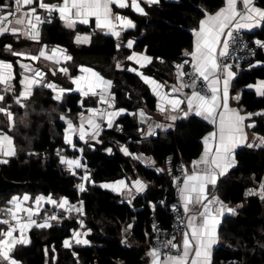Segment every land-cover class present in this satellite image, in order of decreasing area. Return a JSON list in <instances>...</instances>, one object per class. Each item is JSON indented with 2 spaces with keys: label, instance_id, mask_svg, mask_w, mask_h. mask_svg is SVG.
<instances>
[{
  "label": "snow or ice",
  "instance_id": "obj_1",
  "mask_svg": "<svg viewBox=\"0 0 264 264\" xmlns=\"http://www.w3.org/2000/svg\"><path fill=\"white\" fill-rule=\"evenodd\" d=\"M36 3V6H33ZM148 6L157 5L160 0H144ZM15 7L11 4H4L0 0V36L10 34L16 40L21 37L37 44L41 41V31L39 26L45 22L51 23L53 14L58 13L59 19L64 22L68 29H75L77 23L87 25L90 17H95L97 28L105 30V35L115 37L121 41L122 32L136 27L134 21L125 15L114 12L113 6L119 9L131 7L141 15H147L144 7H141L139 0H58L56 3L46 2V0H14ZM27 6V9L25 8ZM38 9L44 10L46 16L38 14ZM203 18L199 20L198 27H194L192 35L194 37L193 46L190 51H185V57L190 56L191 60H184L175 65L176 83L160 82L150 75H146L139 68L131 67L116 62L115 67L120 70L135 72L141 80L150 86L152 93L157 98L156 109L165 122L152 121L144 109L138 113H130L138 117L141 125L147 124L146 133L141 130L142 135H155L156 130L167 131L174 127L177 120L187 119L191 116L202 117L211 123L215 130L209 132L204 138V151L198 160L192 161V170L182 168V182L177 178L179 192V205H174L172 210L177 213V230L182 232V239L176 242V237L172 236L166 241H158L160 246H153L148 252L150 264H213V252L221 242L219 226L226 213L236 214V210L242 207L237 204L229 206L222 200L215 189L218 180L226 176L231 169L237 166L236 150L240 147L261 148L264 147V135L257 131L252 132L249 140L248 129L257 128V120L260 117L264 120V109L259 111H245L239 106L240 94L232 96L230 93L231 83L236 77L233 64L229 63L230 50L239 48L241 45L247 47L244 42L242 31H251L264 26V7L259 6L256 0H224L222 7L215 12H209L206 8H201ZM23 42V41H21ZM90 35L75 36V43H89ZM134 41L127 39V49H133ZM256 48L264 50V39H255ZM119 51L122 42L115 45ZM5 50L11 56L23 58L29 61L45 60L55 61L60 64L61 60L71 61L72 56L66 54V49L59 46L48 48L43 45L33 53L31 50H16L12 44H7ZM254 54V50H253ZM125 60L133 61L140 68L152 63L153 57L132 51L125 56ZM163 62V61H161ZM191 64L192 71L184 70L186 64ZM257 63H261L257 61ZM251 66V65H250ZM23 69L22 78L19 84L22 89L17 91L13 87V64L0 60V115L6 118L5 130H0V164H8L10 157L17 155L14 143V136L9 134L16 127L15 114L12 111V104L8 103L6 94L12 93L11 99L15 105L21 109L28 108V99L33 95L34 88L41 86L57 92V85L48 82L45 73L38 67L30 63H20ZM60 72L67 74L68 67H61ZM81 75L70 76L71 84L75 85V90L82 98L98 97L100 104L106 108L88 107L86 113L79 114V125H74L66 114L60 115V120L64 121L66 127L63 130V140L74 150L81 153L79 157L69 158L60 149L57 156L61 164L67 166V171L72 175H77L78 169L83 170L76 187L80 192L87 191L85 182L95 185V180L91 178V172L87 164L82 163L83 148L77 149L73 141L74 136H78L79 141L88 144L90 141L102 143L98 139L104 126L112 129L115 118L127 112L124 107H115L116 94L111 91L113 81L105 78L91 67L80 66ZM53 71V75H55ZM185 77H188L186 80ZM248 88L255 87L256 95L264 97V80L258 81L256 85L249 84ZM168 89V90H166ZM184 89H190L185 92ZM71 88H59L52 98L60 101L66 92ZM231 100H235L237 106L231 105ZM96 103V101H94ZM81 107L84 101H80ZM184 105V107H182ZM28 113L25 111L20 118L21 123L26 120ZM3 123V122H0ZM264 127V123L260 124ZM117 131H122V126L116 125ZM111 153L112 149H106ZM120 151L134 159H139L149 165H154L155 161L151 157H143L130 153L128 147L121 145ZM35 153H29L34 155ZM157 172L164 169L157 168ZM254 179V178H253ZM104 188H111L114 192L128 197L131 203L133 198L132 190L136 193L143 192L147 184L139 178L134 179L131 185L124 179L116 180L112 183H103ZM258 195L264 201V179L259 183V191L249 188L245 191V196ZM32 198L26 193L23 197L12 196L7 204L9 207L0 209L4 219H0V225L6 226L0 229V264H21L14 258L13 252L18 245L29 244L30 237L27 235L33 227L46 229L53 227V221L59 223L64 217L62 215L44 213L40 214L43 203L53 205L55 208L63 210V213H77L84 216V202L81 200L79 206L71 204L66 197L59 200L51 195L45 197L38 195L35 197L32 206H25V203ZM163 203V201H161ZM180 208L183 214H180ZM155 210V205H153ZM23 214V215H22ZM77 223L85 231H73L70 239H65L63 245L70 248L74 241L76 245H89L90 240L84 238L90 235L91 229L86 228L83 219H78ZM182 226V227H181ZM153 231L158 232L157 225L153 223ZM133 228V224L126 225L124 231L127 233ZM18 233V235H15ZM161 247L168 249L162 251ZM174 250V252L172 251ZM47 251V250H46ZM73 255H76L73 253Z\"/></svg>",
  "mask_w": 264,
  "mask_h": 264
},
{
  "label": "trees",
  "instance_id": "obj_2",
  "mask_svg": "<svg viewBox=\"0 0 264 264\" xmlns=\"http://www.w3.org/2000/svg\"><path fill=\"white\" fill-rule=\"evenodd\" d=\"M256 2L264 7V0ZM223 3L224 0H160L157 6L146 8L147 15L144 16H137L128 9L123 10V14L129 16L136 25L133 31L124 33L123 37H135L137 40L134 49L153 57L151 65L143 69V72L162 81L169 79L174 70L173 64L179 63L183 59V53L193 46L191 30L203 18L201 8L214 12ZM73 34L74 32L62 28L54 17L51 23L42 24L41 41L66 49L75 62L86 64L105 78L111 79L116 106L128 111L155 109L156 100L140 79L132 73L115 68L117 50L113 38L94 32L90 45L78 47L73 44ZM250 37L264 38V26ZM123 53L127 54L128 51ZM257 60L264 61V57L258 56L255 61ZM253 62L246 63L241 68L244 69ZM257 79H264V67L242 71L235 80L234 87H245ZM14 82V88L18 90L17 76ZM11 96L9 94L7 97L15 114L16 127L9 134L14 136L17 155L0 167V173L4 179L22 186L1 195L2 202L12 195L26 193L33 198L38 195L66 197L71 204L82 200L85 213L83 220L86 227L91 229L87 237L91 243L71 249L65 248L63 241L70 236L71 230L78 227L75 216L62 220L60 226L32 229L29 232L31 242L27 246H17L13 252L14 258L21 264H146L144 249L124 247L119 240L120 233L131 223L132 241L136 245H145L147 242L150 244L148 223L151 219H156L165 228H169L171 218L168 208L172 199L162 196L156 189L166 187L178 162L186 166L199 157L201 140L210 131V126L192 116L177 121L174 130L141 143L136 134L135 121L126 115L117 121L122 126L121 133L114 130L104 133L115 142L126 144L131 153L152 157L158 167L170 158L173 168L170 177L145 168L123 156L118 150L107 155L103 151L104 146H83V163L87 164L91 178L96 183L127 177L141 178L151 185L130 206L121 202L118 196L88 183H85L87 191L80 192L76 187L79 180L67 173L59 163L56 154L58 149L63 154H72L65 149L63 143L65 125L60 122V115L65 114L66 110L72 114L79 111L77 94H67L59 103L52 98L51 90L36 88L27 101V109L15 105ZM240 105L246 111H259L264 109V97L256 98L254 93L243 91ZM25 111L28 115L21 123L20 118ZM4 118L1 119L3 123H0V128L7 131ZM261 123L257 124L255 131L264 135ZM30 152L35 154L29 155ZM236 159L237 166L230 171L226 180L219 183L222 200L234 205L243 202L246 189L254 188L253 182L260 183L264 178V149H239L236 151ZM246 199V206L239 214L247 220L257 221L245 227L239 225L233 217L225 218L219 227V233L230 248H216L213 264H264V201L257 195ZM47 241V245L41 244Z\"/></svg>",
  "mask_w": 264,
  "mask_h": 264
},
{
  "label": "crops",
  "instance_id": "obj_3",
  "mask_svg": "<svg viewBox=\"0 0 264 264\" xmlns=\"http://www.w3.org/2000/svg\"><path fill=\"white\" fill-rule=\"evenodd\" d=\"M46 2L56 3V2H58V0H46ZM139 2H140L141 7H144V9H146V8H148V7H152V6H157V5H158V4H157V5L148 6L146 3H144V0H139ZM3 3H4V4H11L12 7H13V5H14V0H3ZM223 4H224V3H223ZM129 5H130V0H129ZM33 6H36V3H34ZM222 6H223V5H222ZM25 8L27 9V6H25ZM113 9H114V12H118V13L121 14V15H124V14H123V10L128 9V10H130L133 14H135V15H137V16H144V15H141V14L137 13L136 11L132 10V8H131L130 6L124 8V9H119V8H117L116 6H113ZM217 10H218V9H217ZM145 11H146V10H145ZM215 11H216V10H215ZM215 11H214V12H215ZM38 14H40L42 17L47 15V13L44 12V10H41V9H38ZM53 16H54L56 19H58V21H59V23H60V26H61L62 28L74 32V34H73V44H74L75 46L80 47V46H88V45H90V44H91V41H92V34H93L94 32H98V33H101V34L105 35V34H104V31H105V30H102V29H99V28L96 27V25H95V17H90V19H89V23H88L87 25H82V24L77 23L76 26H75V29L72 30V29H68V28H66V27L64 26V22L61 21V20L59 19V14H58V13H54ZM125 16H127V15H125ZM127 17L130 18L129 16H127ZM130 19H131V18H130ZM134 23H135V22H134ZM197 27H198V26H197ZM262 27H263V26H262ZM262 27H260V28H256V29H253V30H251V31H248V30H243V31H244L247 35L250 36V35L255 34V33H256L257 31H259ZM39 28H40V31H41L42 24L39 26ZM78 28H83L84 30H83V31H78V30H77ZM134 29H135V28H133V29H128V30L122 32V38H121V41H117V39H116L115 37H112V36H110V35H105V36H108V37L113 38V39L115 40V43H117V42H122V47L120 48V50L118 51V50L116 49V50H117V55H116V58H115V64H116V62L119 61V62H122V64H124V65L139 68V70H140L141 72H143V69H145V68H147L148 66H150L151 63H150V64H147V65H146L145 67H143V68H140V66H139V65H136L133 61H127V60H125V56H126L127 54H130L132 51H136V50L134 49V45H135L137 39H136L135 37H132V36L127 37V38H124L123 35H124V33H126V32H130V31H133ZM77 34H80L81 36H84V35H90V42H89V43H80V44L75 43V36H76ZM9 39H12V40H13L14 42H16V43H20L21 41H23V42H27V43H28V45H26V46H22V47H18V48L13 47V49H16V50H31L33 53H37V50H38L40 47H42L43 45H47V44L43 43L42 41H40V43L37 44V43L32 42V41H30V40H24L23 37H21L20 40H16V39L13 38L10 34H5L4 36H0V42H1V41H6V40H9ZM127 39H132V40L134 41L133 49H127L126 47H124V45H126ZM193 41H194V37H193ZM52 47H55V46L48 45V48H49V49H51ZM59 47H60V46H59ZM60 48H62V47H60ZM63 49H64V48H63ZM191 49H192V48H191ZM191 49H190V50H191ZM126 50L128 51V53H127V54H124L123 51H126ZM190 50H187V51H190ZM3 51H4V53H5L6 55H10V56H11L10 52L6 51L5 49H4ZM136 52H138V53H143V54L147 55L144 51H136ZM66 54L69 55L67 52H66ZM70 56H71V55H70ZM148 56H149V55H148ZM12 57H13V56H12ZM15 58H16L15 62L10 61V60H7V59H0V60H5L6 62H9V63H12V64H13V69H12V71H13V76H14V78H15L16 76L18 77V85H19V88H18L17 91H19V90L22 89V86L19 84V81H20V79L22 78V73H23V69H21V67H20V63H30V64H32L34 67H38L42 72L45 73V77H46V80H47L48 82L55 83V84L57 85V92H58L59 88H61V87H62V88H71L72 91L64 93L63 96H65V95H67V94H72V93L77 94V95L79 96V100H78V102H77V107H78L79 111H78L77 113H74V114L69 113L67 110L65 111V114H66L67 118H68V119H71V120L73 121L74 125H79V122H80L79 114H80L81 112H85V115H87V113H86V108H88V107H99V106L101 105V104L98 102V97H91V96H90V97H84V98H82V97L80 96L79 92L75 90V85L71 84V80H70V78H69L70 76L81 75V73H80V71H79L80 66H85V67H90V66H88V65H86V64H79V63L75 62L73 59H72L71 61H64V60H61L60 64H56L55 61L45 60V59H43V58H41L39 61H29V60H25V59H23V58H19V57H15ZM184 60H189V61H190V60H191V57H190V56L185 57V56L183 55V59H182L179 63H182ZM152 61H153V60H152ZM257 61H260L261 63H257ZM257 61L253 62V63L251 64V66L249 65L248 67H245L244 69H242V68H240V67H235V66H233V70L236 72V77H235L234 80L232 81V83H231V87H230V93H231L232 96H235V94L239 93V94H240V99H241L242 92H243V91H249V92L254 93L255 96H256V98H263V97H259V96L256 95L255 87H253V88H248L247 85H246L245 87H242V88H236V87H234V82H235V80L237 79V77L241 74L242 71H248V70H252V69H255V68L264 67V61H263V60H257ZM61 67H68L69 72H68L67 74H65V73H63V72H60L59 69H60ZM91 68H92V67H91ZM115 68H116V67H115ZM116 69H117V68H116ZM189 69H192L190 63H189V64H186L185 67H184V70L187 71V72H188ZM117 70H119V71H125V72H127V73H132V74L136 75V76L140 79V81H141V82H142V83L148 88V90L150 91V94L155 98L156 103H157V98H156V96L152 93L150 86L147 85V84H145V83L141 80V78H140L135 72H129V71H126V70H120V69H117ZM53 71H55V73H56L55 75H53ZM95 71H96V70H95ZM175 72H176V69L173 70V73H172V75L169 77V79H166V80H164V81L159 80V79L155 78V77L152 76V75H150V76H152L153 78L157 79V80L160 81V82H165V81H166V82L168 83V85L170 86V85L176 83ZM143 73H144V72H143ZM144 74H146V73H144ZM146 75H149V74H146ZM185 79H186V77H185ZM261 80H264V79H257L255 82H253V83H251V84H252V85H256L257 82H258V81H261ZM248 85H249V84H248ZM40 87H41V86H36V87L34 88V90H35L36 88H40ZM46 89H48V88H46ZM48 90H51V89H48ZM166 90H168V89H166ZM51 91H52V90H51ZM111 91L113 92V87H112ZM184 91H185V92H189L190 89H184ZM33 92H34V91H33ZM52 92H53V96L57 94V92H54V91H52ZM32 96H33V95H32ZM32 96H31V97H32ZM31 97H30V98H31ZM30 98H29V99H30ZM81 99H83V101H84V106H83V107H81V105H80V101H81ZM62 100H63V98H62L60 101H57V102L60 103ZM94 101H96V103H94ZM230 102H231V105H232L233 107L237 106L235 100H231ZM239 106H241V105H240V100H239ZM115 107H116V108H120V107L116 106V103H115ZM182 107H184V105H182ZM241 107H242V106H241ZM242 108H243V107H242ZM140 109H144L145 112L147 113V115H149V116L151 117L152 121H155V122H161V123L165 122V121L163 120V117H162V116L159 114V112L157 111V109H156V104H155V109H154L153 111H149V110H147V109H145V108H139V109H137V110H135V111H128V110H127L126 113H123V114H121L120 116H118V117L115 118L114 127H113L112 129L107 128L106 125L104 126L103 131L101 132L100 136L98 137V139L101 140L102 143H95L94 141H90L88 144H86V143H84L83 141H79L78 136H74V137H73V141H74V143L76 144V148H77V149H80V148H82L83 146H87V147H89V148H94V147H97V146H104L103 151H104V153H106L107 155H112V154L114 153L115 150H118L123 156H125V157H127V158H129V159H131V160H133V161H135V162L141 164V165L144 166L145 168L152 169V170H154V171H156L157 168L164 169V171H161V172H157V171H156V172H157L158 174L165 173L166 175H168V176L170 177V176L172 175V170H173L172 165H171V159H170V158H167L166 161L164 162V164H163L161 167H158L156 163H155L154 165H149V164H147V163H145V162H142V161L139 160V159H134L132 155H128V156L124 155V154L120 151V146H121V145H124V146L127 147V145H126V144H119V143L115 142V140H113V139L107 137V136L104 134L106 131H111V130H114V131H115V130H116V125H119V126H120V124L117 123L118 119L121 118V117H123V116L128 115V116L132 117L133 121H135V123H136V126H137L136 134H137V136L139 137L141 143H146V142L149 141L150 139L156 138L158 135H162V134L167 133L168 131L174 130V128H175V124L177 123V121H179V120H177V121L175 122V124H174V127L168 129L167 131H163V130L157 129L155 135H147V134L142 135L141 130L143 129L144 132L146 133V130H147V124L141 125V124L139 123L138 117H134L133 115L130 114V113H138V111H139ZM243 109H244V108H243ZM244 110H245V109H244ZM245 111H246V110H245ZM191 117H192V116H191ZM197 118L203 120L204 122H206V123L210 126V131H209V132L215 130L214 126H213L211 123H209L207 120H204L202 117H197ZM254 119L257 120L258 123H261V122L264 123V120H262V118H260V117H254ZM0 122H1V119H0ZM60 122L63 123V124L65 125V127H66V124L64 123V121L60 120ZM0 130H2V129L0 128ZM247 131H248V134H249V140H251L252 132L255 131V129H248ZM209 132H208V133H209ZM208 133H207V134H208ZM258 133H259V132H258ZM207 134H206V135H207ZM259 134H261V133H259ZM206 135H205V136H206ZM262 135H263V134H262ZM205 136H204V137H205ZM204 137H203V138H204ZM203 138H202V140H201V147H202V149H201V153H200L199 157H198L197 159H195V160H198V159L200 158L201 154H202L203 151H204ZM63 143H64V140H63ZM64 145H65V149H66V150H69V151L72 152V154H73V155H72V154H71V155H66V154H64V155L68 156L69 158H72V157H79V156H81V153H80L78 150H74L72 147H70L69 145H66L65 143H64ZM109 147L112 149V152H111V153H109V152L106 151V149L109 148ZM242 148L249 149V148H247V147H240V148H238L237 150L242 149ZM259 149H264V147H261V148H252L251 150H259ZM237 150H236V151H237ZM130 153H131V152H130ZM132 154H135V155H142L143 157H150V156H148V155H144V154H142V153H136V152H135V153H132ZM10 158H12V157H10ZM151 158H152V157H151ZM8 159H9V158H8ZM152 160L154 161L153 158H152ZM59 163H60V161H59ZM82 163H83V159H82ZM60 164H61V163H60ZM2 165H3V164H0V167H1ZM62 165H63V164H61V166H62ZM63 166H65V168H63V169L67 172V166H66V165H63ZM234 168H235V167H234ZM234 168H233V169H234ZM186 169L189 171V173L191 172V170H192V162H190L189 164L186 165ZM231 170H232V169H231ZM231 170H230V171H231ZM76 171H78L77 173H78L79 177H80V175L83 174V170H82V169H78V170H76ZM230 171H229V173H230ZM68 172H69V171H68ZM68 172H67V173H68ZM69 173H70V172H69ZM229 173H228L226 176L220 178V180H218V185H217V188L215 189L216 194H218L219 197H220L221 199H222V196H221V192H220L219 183H220L221 181H223V180H226V179L229 177ZM70 174H71V173H70ZM75 177H76V176H75ZM251 178L253 179V177H251ZM121 179H124V180L126 181V183H128L129 185H131V182L134 180V179L127 178V177H125V178H121ZM135 179H136V178H135ZM139 179H141V178H139ZM263 179H264V178H263ZM78 180H79V182H81L80 179H78ZM117 180H119V179H117ZM141 180L144 181L143 179H141ZM114 181H116V180H114ZM114 181H107V182L95 183V185H93V184H91V183H88V182H85V183H88L89 185H93V186H95V187H97V188H99V189H101V190H104V191L110 192V193H112V194L118 196V197L120 198V201H121V202H124V203H126V204H128V205H130V206L132 205L134 199H136V198L139 197V196H143V195L146 193V191H148V189L151 187V185H150L149 183L146 182V184H147L146 189H145L143 192H140V193H136V192H135V189L133 188V190H132L133 198H132V200H131V203H129V202H128V197H126L125 195H123V194H119V193H117V192H114L111 188H104V187H101V186H100V185L103 184V183H112V182H114ZM144 182H145V181H144ZM252 186L254 187V189H256L257 191H259V183H255V182H253ZM23 195H24V194H19V195L15 194V196H19V197H21V198L23 197ZM12 196H14V195H12ZM12 196H11V197H12ZM257 196H258V195H257ZM11 197L7 198L4 202H2V199L0 198V209H4V208H6L5 206L9 207V205L7 204V201H8ZM46 197H47V196H46ZM31 198H32L31 200H29L28 202L25 203V206H32L35 197H34V198L31 197ZM53 198H54V199H57V200L60 199V198H55V197H53ZM247 198H248V197H247ZM258 198H259V196H258ZM259 199H260V198H259ZM226 203H227V202H226ZM246 203H247V199H246V196H244V200H243V202H242V203H239V204H242L243 206L240 207V208H238V209L236 210V214H235V215L239 214V211H240L241 209H243V208L246 206ZM228 204H229V206H232V207L235 206L234 204H231V203H228ZM236 205H237V204H236ZM49 211H57V212L59 213V215H62V214H63V217H64V218H63L62 220H64V219H68V216L70 215V214H68V213H63V210L57 209V208H55L53 205H50V204H47V203H43V205H42V207H41V210H40V214H41V216H43L45 212L48 213ZM22 215H23V214H22ZM235 215H232V214H230V213H226V214H225V217L222 218V222H223V220H224L225 218H229V217H233V218H234ZM4 218H5V217H3V216L1 215V213H0V219H4ZM62 220H61V221H62ZM61 221H60L59 223L53 221V222H52V223H53V226H60ZM220 226H221V225H220ZM220 226H219V227H220ZM5 227H6V226H4V225H0V229H3V228H5ZM32 229H39V228L33 227ZM32 229H30V230H32ZM46 229H47V228H46ZM124 229H125V228H124ZM124 229L121 231L120 236H119V240H120V242L122 243V245H123L124 247H136L137 249L143 248V249H144V255H143V256H144V258H145L146 261H147L146 264H150V258H149V256H148V252L151 250L150 244H149L148 242L145 243V245H136V244H134V242L132 241L131 236H130V230H129L127 233H125ZM30 230H29V232H30ZM73 231H80V230H78V228L75 229V230H71V231H70V236H69L68 238H66V239H70V238H71V236H72V232H73ZM29 232H28V233H29ZM15 235H18V233H15ZM87 237H88V236H87ZM87 237H84V238L87 239ZM181 239H182V235H180V236L176 239V242L179 243V242L181 241ZM63 242H64V241H63ZM70 243L72 244V246H71L69 249H71V248H73V247H76V246H88V245H76V244L74 243V241H71V240H70ZM18 246H19V245H18ZM63 246H64V245H63ZM218 247H222V248H230V246L227 245V243H225L222 239H221L220 244H219L218 246H216L215 249L218 248ZM215 249H214V250H215ZM213 253H214V252H213Z\"/></svg>",
  "mask_w": 264,
  "mask_h": 264
},
{
  "label": "built area",
  "instance_id": "obj_4",
  "mask_svg": "<svg viewBox=\"0 0 264 264\" xmlns=\"http://www.w3.org/2000/svg\"><path fill=\"white\" fill-rule=\"evenodd\" d=\"M14 7H15V4L13 5V8ZM242 36H243L244 42L248 46L244 47L243 45H241L239 48L231 49L230 50V58L228 60V62L233 64V66L240 67V68L246 63L255 61L258 58V56L264 57V50L256 48V46L254 44L255 39H264V38L250 37L244 31H242ZM253 50H254V54H253ZM176 64L177 63L173 64L174 69H175ZM191 71H192V69L188 70V72H191ZM187 79H188V77H186V80ZM12 84L14 87V85H15L14 79L12 81ZM9 94H12V93H8L6 95L8 96ZM99 108L104 109V108H106V105L101 104L99 106ZM115 131L117 133L122 132V131H117V130H115ZM182 168L186 169V166L182 162H178L174 167L173 175L170 179V182H171L173 190H174V198L172 199V202L170 203L169 208H168V212H169V215L171 218L169 228H165L156 219H151V221L148 223L149 228H150L149 238H150V247L151 248L153 246H160L158 244V241H166L167 239H170L172 236H175L177 239L180 235H182V232L178 231L177 227H176L177 226V219H176L177 213L172 210L174 205H179V192H178L177 184L174 183V181L177 178H180V180L182 182ZM247 197L253 198V197H256V195H250ZM76 205L79 206V203H76ZM48 213L49 214L54 213L56 215H59V213L57 211H49ZM180 214L181 215L183 214L182 208H180ZM1 215L4 217V215L2 213H1ZM79 217L80 216L76 213V219L77 220L80 219ZM153 223H155L157 225V228L159 229L158 232L153 231V227H152ZM27 235L29 236V233H27ZM27 245H19V246L23 247V246H27ZM161 250L162 251H168V249H165L163 247H161ZM172 251L174 252V250H172Z\"/></svg>",
  "mask_w": 264,
  "mask_h": 264
},
{
  "label": "water",
  "instance_id": "obj_5",
  "mask_svg": "<svg viewBox=\"0 0 264 264\" xmlns=\"http://www.w3.org/2000/svg\"><path fill=\"white\" fill-rule=\"evenodd\" d=\"M9 43L12 44V47H15V48L26 46V45H28V43L27 42L16 43L12 39L0 42V59H7V60L15 62V60H16L15 57H12L10 55H6L4 53V51H3L5 49V46L7 44H9ZM19 186H22V184L8 181V180L4 179L2 174L0 173V196L4 195L9 190L18 188ZM156 192L160 193L162 196L169 197L171 199L174 198V190H173V187H172V184H171L170 181H168L166 183V187L165 188L156 189ZM234 219L236 220V222L239 225L245 226V227L246 226H250V225L254 224L257 221V219L247 220V218L241 216L240 214L235 215ZM41 244L42 245H47L48 241L44 242V243H41Z\"/></svg>",
  "mask_w": 264,
  "mask_h": 264
},
{
  "label": "rangeland",
  "instance_id": "obj_6",
  "mask_svg": "<svg viewBox=\"0 0 264 264\" xmlns=\"http://www.w3.org/2000/svg\"><path fill=\"white\" fill-rule=\"evenodd\" d=\"M2 118H4V116L3 115H0V119H2ZM5 119L6 118H4V123H5V125H6V121H5ZM0 126H2V124H0ZM63 166V165H62ZM63 168H65V166H63ZM68 172V171H67ZM78 172V171H77ZM69 173V172H68ZM70 174V173H69ZM72 175V174H71ZM76 176V179H79V175H78V173H77V175H75ZM5 207H7V206H5ZM73 216H75L76 217V213L75 212H72V213H70V215L68 216V218H70V217H73ZM80 219H84V216L83 217H79ZM78 230H80V231H85L86 229H81L80 227H79V224H78ZM87 228V227H86Z\"/></svg>",
  "mask_w": 264,
  "mask_h": 264
}]
</instances>
